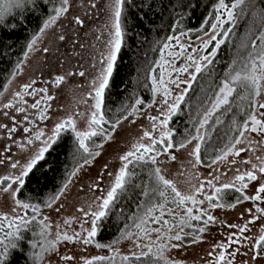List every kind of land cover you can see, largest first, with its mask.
<instances>
[{
    "label": "snow or ice",
    "instance_id": "6c2138e0",
    "mask_svg": "<svg viewBox=\"0 0 264 264\" xmlns=\"http://www.w3.org/2000/svg\"><path fill=\"white\" fill-rule=\"evenodd\" d=\"M129 2L130 0H108L106 5L108 20L105 30L108 37L103 41L104 48L99 53L97 64L93 65L97 72L89 83L91 91L88 93V99H91L93 103L88 105L89 112L85 130L77 127L75 119V116L85 118L83 112L70 114L56 123L49 132H45L30 119V116L26 114L28 108L35 110L40 122L47 120L48 111L51 108L50 102L55 99L49 94L48 88L33 87L36 84L35 80L23 85L22 90L14 94L15 103L3 104V109H15L16 113L25 114L23 122L17 121L16 117L12 116L10 119L13 126L0 124V129H6L9 140H12V134L16 133L18 128H22L23 133L30 134L24 143L18 145L21 151L30 150V155L24 163L19 160L11 161L7 156L0 158V165H7L15 170V172L0 176V193L10 195L16 205L12 209L14 215H0V264H11L13 253L22 250L25 242L24 234L32 231L34 227L39 229L35 233L39 239L29 245L32 251L28 258L32 264H43L45 257L57 253V246L63 242L91 244L97 249L107 248L113 253L111 256L98 255L85 258L83 264H104V262L107 264H180V261L170 258L169 253L173 249L182 247L186 237H190L193 244L203 242V235L207 228L216 223V217L211 214V210L235 209L244 202H251L254 205V209L247 210L251 218L243 225H225L235 231L230 232L224 240L213 245L208 253L211 258L209 264H236L237 255L248 256L253 264L257 259L264 258V228L260 229L258 238L245 235L246 232L251 231L249 225L264 218V207H261L264 204V154H257L264 151V30L255 34L254 38L250 34V43L245 41L240 45L241 48L247 49L246 55L239 61L233 60L232 66L225 73L217 90L208 97L209 102L202 113H197L200 119L194 122V132L186 133L177 141L174 139L175 133L169 127V121L177 114L180 105L198 77L204 73H211L210 66L213 65L217 56V50L229 39L240 16H243L246 10L252 9L253 17L264 23V8H256V0H217L212 17L214 22L210 24L208 20L203 22L204 25H208L210 31L203 26L198 30L203 35L197 37L199 41L197 47H194L192 42L182 41V38L189 36V33L181 28L179 20L176 21L179 35L169 36L160 44V60L156 64L159 75L152 76V91L154 94H162L166 110H162L160 116L148 117L152 124L151 130L143 131L140 140L120 157L121 167L114 175L109 173L113 175L112 182L105 195L96 197L95 210H92L93 205H89L87 212L83 208L78 209L84 212L85 217L91 216L90 229H84L82 224V231H73L70 234L62 230L60 225H56V231L53 233L52 224L49 222V217L42 214L41 205L23 202L17 198L25 187L26 178L33 173L39 162L45 159L46 153L52 149L53 145L62 139L64 133H69L73 137L75 153L83 159V163L70 173V177H74L80 168H83L85 164L90 165L91 161L101 154L95 149L102 148L103 144L96 143L94 137L100 136L105 142L111 140L112 134L123 120L142 111L138 107L144 104L141 99L135 100L134 106L126 115L114 120L107 118L105 108V93L109 88L114 67L125 42L124 13L125 6ZM47 3H53L52 15L43 21L38 34L34 35L28 43L25 59L28 58L29 53L37 49L38 42L47 31L69 12L70 0H55V2L54 0H39V4L38 0H0V33L6 30L7 17L13 15L14 9L18 10L20 19L17 23L7 21L8 27L12 29H15L17 24L23 23L26 19L23 14L29 7H42ZM56 3L59 6H56ZM91 7L95 8L96 3L93 2ZM74 23L80 27L84 26V20L78 16L74 18ZM225 25L229 26L225 27ZM64 39L63 35L59 36L60 41ZM97 39L101 37L97 36ZM43 51L47 53L49 49L44 48ZM180 61L183 63L177 66ZM152 71L155 72L156 69ZM67 75L84 77L85 72H69ZM65 80L66 76L58 75L54 78L53 86L60 87ZM169 84L180 90L174 97L171 95ZM182 84L186 87L181 88ZM26 96L38 98L25 107ZM170 98L172 103L168 102ZM80 103L86 104L87 99L81 100ZM233 106L239 110L243 119L241 121L233 119L232 128L235 135L229 137L223 148L218 150L217 155L205 162L202 145L206 144L210 138L209 134L213 130L211 124L222 123L219 117L215 120L213 117L221 110L224 113L231 111ZM4 115L8 116V112L5 111ZM24 122L32 127L24 126ZM106 125L108 127H105ZM145 140L147 143L144 142ZM37 141L39 144L35 145ZM13 143L17 142L13 140ZM189 145L191 148L188 155L192 157L189 163L192 168L217 166L214 172H219L220 164H243L250 167L247 170L236 168L237 174L223 183H219L220 178L221 175H227L226 172L213 175L205 180H201L198 174L192 173V179L198 183L192 184L189 180L190 191L182 192L174 180L166 178L163 174L159 165L166 161L160 160L159 157L166 156L175 161L177 159L175 152L188 148ZM5 151H11V149L7 148ZM204 152L206 153L207 150L205 149ZM245 152L248 153L247 159H236ZM145 165L149 167L148 183L141 188L144 200L138 204L139 212L131 218V228L126 226L120 234V239L132 241L139 251H131L129 255H122L114 248L119 240L108 245L96 242L98 222L107 218L112 207L128 191L129 187H140V185L133 184L136 176L135 168ZM180 174L183 175V173ZM70 182L71 180L68 183ZM68 183L64 184L55 196L46 201L47 208H53L54 203L68 188ZM250 186L254 189L251 195L247 194ZM91 187L93 191H104L100 188L99 182ZM232 193L238 195L233 201L228 202L227 197ZM206 202L207 207H203ZM56 211H59V208H56ZM193 221L196 224H193ZM87 222L85 220V223ZM64 224L71 227L70 220H65ZM60 258L64 261L75 259L71 255H63ZM243 264H249V262L244 261Z\"/></svg>",
    "mask_w": 264,
    "mask_h": 264
},
{
    "label": "rangeland",
    "instance_id": "374dc122",
    "mask_svg": "<svg viewBox=\"0 0 264 264\" xmlns=\"http://www.w3.org/2000/svg\"><path fill=\"white\" fill-rule=\"evenodd\" d=\"M93 2L96 3L95 8L91 7ZM107 4L108 0H70L69 12L52 29L47 31L45 36L38 42L37 49L29 53L27 59L24 56L18 71L10 78L1 92L0 124L13 126L10 119L12 116H15L17 121L23 122V115L25 114L16 113L15 109H3V104L15 103L14 94L21 91L23 85L35 80L36 84L33 87L48 88L49 94L55 99L50 102L51 108L48 111L49 118L47 120L40 122L37 119L35 110L28 108L26 114L30 116V119L35 121L45 132H49L56 123L67 118L70 114L74 115L75 113L83 112L85 113V118L75 116V119L80 130L86 129V119L89 112L88 105L93 103L91 99H88V93L91 91L89 83L97 72L93 65L97 64L99 53L104 48L103 41L108 37V33L105 30V24L108 20ZM77 16L84 20L83 27L74 23V18ZM208 31H210V28ZM60 35L65 37L63 41L59 40ZM97 36H100L101 39L98 40ZM204 38L207 39V37ZM182 41L192 42L194 47L199 45L197 38L191 39L189 36L182 38ZM44 48H48L49 51L45 53L43 51ZM182 63L183 61L178 62L177 66ZM79 71H84L85 76L67 75L69 72L78 73ZM58 75L66 76V80L60 87H54L53 81ZM173 75L175 76V73ZM168 87L171 89L172 97L180 91L174 85L169 84ZM184 87L186 86L182 84L181 88ZM36 98L38 97L26 96L25 101L27 103L24 106L27 107L33 103ZM85 99H87L86 104L80 103L81 100ZM163 99L162 94H154L152 102L145 109L138 112L135 116H129L127 120H123L112 134L111 140L105 142L103 147L97 150L101 154L92 160L90 165L85 164L83 168H80L76 176L70 178L71 182L68 183V188L60 199L54 203L53 208H42V214L49 217L53 233L56 231V225H60L62 230L68 231L70 234L73 231H82V224L84 229H90L91 216L85 217L84 212L78 211V209L83 208L87 212L89 211V205H93L92 210H95L94 201L96 197L106 194L113 175L121 167L120 157L131 150L132 145L140 140L143 131L151 130L152 124L148 117L160 116L161 111L166 110ZM168 102L172 103V99L170 98ZM5 111L8 112V116L4 115ZM24 126L32 127L26 122H24ZM29 135L23 133L22 128H18V131L12 134V140H9L6 135V129H0V158L7 156L11 161L19 160L24 163L30 155V150L21 151L18 145L24 143ZM13 140L17 143H13ZM144 142L147 143L146 140ZM38 144V141L35 142V145ZM7 148H10L11 151H5ZM190 148L191 145L175 152L177 157L175 161L170 160L166 156L159 157L160 160L166 161V163L159 165L163 170V174L166 178L174 180L182 192L190 191L191 184L188 182L189 180H191L192 184L198 183V181L192 179V173L198 174L201 180H205L213 175L226 172L227 175H221L220 178L219 183H223L237 174L236 168L247 170L250 167L243 164H220L218 166L219 172H214V168L217 166H213V168L204 166L192 168L189 163L192 157L188 155ZM257 154H264V151H260ZM247 158L248 153L245 152L236 159ZM9 172H15V170L10 169L7 165H0V176ZM109 173L113 175H109ZM180 173H183V175ZM97 182H99L100 188L104 190L103 192L92 190L91 186ZM253 192L254 189L250 186L247 194L251 195ZM15 207L16 205L10 195L0 193V215H14L15 213H13L12 209ZM203 207H207V202ZM261 207H264V204ZM56 208H59V211H56ZM250 208L254 209V205L251 202H244L235 209L218 208L211 210V214L216 217V223L207 228L206 233L203 235V242L193 244L191 239L187 240L185 238L182 247L173 249L169 253L170 258L180 261V264H209L211 258L208 253L212 250L213 245L224 240L230 232L235 231V229H230L225 225H243L246 223L251 218L247 211ZM65 220L71 221V227L64 224ZM85 220L88 222L85 223ZM193 224H196V222L193 221ZM153 226L155 227V225ZM249 227L251 231L246 232L245 235L258 238L260 229L264 228V218L258 219ZM114 248L122 255H129L131 251H139V249L135 248L134 243L128 239H120L119 243L114 245ZM57 249V253L45 257L43 264H83L85 258L113 254L107 248L97 249L94 245H83L80 243L69 244L63 242L57 246ZM63 255H71L75 259L64 261L60 258ZM244 261L253 264L248 256L237 255L236 264H243ZM254 264H264V258L257 259Z\"/></svg>",
    "mask_w": 264,
    "mask_h": 264
},
{
    "label": "trees",
    "instance_id": "16d2710c",
    "mask_svg": "<svg viewBox=\"0 0 264 264\" xmlns=\"http://www.w3.org/2000/svg\"><path fill=\"white\" fill-rule=\"evenodd\" d=\"M216 3L217 0H130L125 6L124 13L125 42L114 67L109 88L105 93L108 119L114 120L126 115L134 106L136 99L144 101L143 105L138 106L142 110L152 102L154 97L152 76L158 74L156 64L160 59V44L167 37L179 34L176 29L177 20L180 21L181 28L189 33V38L195 39L203 35L198 30L202 26L209 30L208 25H204L203 22L205 20H208L209 24L213 22ZM56 6H59L58 3ZM52 7L53 3L44 4L42 7H29L23 14L26 19L22 24H17L15 29L8 27L7 21L17 23L20 19L18 10L14 9L13 15L7 17L6 30L0 33V93L18 71L17 65L20 66L22 63L28 43L34 35L38 34L43 21L52 15ZM256 8H264V0H256ZM228 26L225 25V27ZM261 30H264V23L253 17L252 9L246 10V13L240 16L229 39L217 50V56L213 65L210 66L211 73H204L198 77L177 114L169 121V127L175 133V140H180L186 133L194 132V122L200 119L197 113H202L209 102L208 97L217 90L225 73L232 66L233 60L239 61L246 55L247 49L241 48L240 45L245 41L250 43L249 35L251 34L254 38V35ZM152 69L156 71L153 72ZM216 117H219L222 123L211 124L213 130L209 134L210 138L206 144L202 145L205 162L217 155L218 150L223 148L229 137L235 135L232 128L233 119L237 121L243 119L235 106L227 113L223 110L216 113L213 120ZM93 139L96 143H105L100 136ZM81 163L83 159L75 153L73 137L69 133H64L62 139L53 145L52 149L46 153L45 159L39 162L33 173L26 178L25 187L17 198L46 208V201L68 183L71 178L70 173ZM148 167L145 165L135 168L136 176L133 184L140 187H129L112 207L107 218L98 222L96 242L111 244L113 241L120 240V234L126 226L131 228V218L139 212L138 204L144 200L141 188L148 183ZM237 195L232 193L227 197V201H233ZM38 231L39 229L34 227L32 231L24 234L25 242L22 250L13 253L11 264H32L28 258L32 251L29 245L39 239L35 235ZM186 239L191 238L186 237Z\"/></svg>",
    "mask_w": 264,
    "mask_h": 264
}]
</instances>
